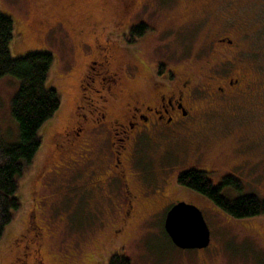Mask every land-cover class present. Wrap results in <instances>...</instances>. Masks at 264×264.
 <instances>
[{"label":"flooded vegetation","instance_id":"1","mask_svg":"<svg viewBox=\"0 0 264 264\" xmlns=\"http://www.w3.org/2000/svg\"><path fill=\"white\" fill-rule=\"evenodd\" d=\"M55 1L33 0L29 12L36 31H44V40L62 31L72 47L82 52L80 91L70 119L56 132L67 141L59 149L77 154L66 164L59 162L74 171V205H127L126 218L144 197L151 203L153 197L165 198L163 205L183 200L198 205L187 196L203 199V194L177 180L182 171L193 168L192 162L177 171L176 180L164 176L153 182L142 171L139 158L145 139L188 134L183 149L190 151L192 161L202 162V140L211 129L195 128L199 113L206 121L223 119L219 136L234 134L239 144L233 154L224 155L233 158L230 169L238 167L242 176L253 175L248 154L264 139V73L249 74L242 61L246 54L252 64L256 50L264 49V0H203L201 13L180 15L179 25L175 0H99L103 21L75 25L71 32L53 14ZM108 6L111 15L105 12ZM191 25L202 31L193 58L185 52L181 55L184 46L177 48ZM177 62L184 66L179 73ZM135 79L141 80L136 89L131 87ZM252 119L262 123L257 135L245 128ZM194 135L199 139H192ZM172 187L180 197L168 198ZM27 222L25 228L32 234L24 235L31 251L23 264H46L43 228L35 221V212Z\"/></svg>","mask_w":264,"mask_h":264},{"label":"rangeland","instance_id":"2","mask_svg":"<svg viewBox=\"0 0 264 264\" xmlns=\"http://www.w3.org/2000/svg\"><path fill=\"white\" fill-rule=\"evenodd\" d=\"M32 1L0 0V11L11 15L15 21L11 53L22 56L34 50L53 52L54 61L47 83L58 89L61 106L55 116L41 128L42 144L34 162L21 178L23 208L17 212L0 238V264H23L24 259H29L26 255L31 248L27 242L28 235L24 234L30 232L25 226L29 224L27 220L34 212L35 221L43 228L41 246L46 264H108L110 256L115 253L130 257L132 264H264V215L235 218L205 196L203 199H198L193 194L187 197L197 202L209 225L211 242L206 248L185 249L172 242L165 230L166 215L171 207L163 205L165 198L153 197L154 203H151L150 198L144 197L142 204L135 205L133 215L127 218L124 217L127 205L73 204L74 171L69 165L65 168L62 164H66L77 154L59 149L67 141L59 138L56 132L70 119L74 101L80 91L82 52L79 48L72 47L62 31H57L44 40V31H36L32 11L29 12ZM55 2L57 9L53 14L64 20L69 31L75 25L103 21L102 3L99 0ZM174 6V15L179 16L175 20L176 25H179L180 15L201 13L203 0H175ZM107 8L109 10L105 11L106 14L113 12L112 8ZM189 28L191 30L183 36V40L177 42V48L184 46V49L181 48V55L185 52L193 58L199 50L202 31L195 25ZM256 57L251 64L245 54V60L242 61L246 63L249 74L264 73L263 48L256 50ZM73 59V65L69 64ZM197 61L194 59L192 62ZM257 63L263 65H256ZM199 65L196 68H200ZM183 67L177 62L176 72H181ZM131 83V87L136 89L141 85V80L135 79ZM18 87L19 80L15 77H0V133L8 143H15L19 136L18 123L11 112V101ZM85 90L90 92L89 87ZM222 120L213 117L206 121V116L202 113L194 120L196 129H211L208 138L203 134V163L192 161L190 151L183 149L188 141L185 139L190 138L188 134L171 138L159 135L157 139L160 141L145 139L140 147L139 162L142 171L148 174L147 179L156 182L157 177L162 180L167 176L176 180L174 176L177 171L188 167L192 162L194 165L191 167L207 171L216 184L221 183L224 176L234 175L239 178L241 191L234 184H226L224 192L229 197L234 198L242 193L264 198V139L257 141L248 154L253 163L249 173L253 172V175L242 176L238 167L230 169L229 164L233 158L224 157L225 154H233V148L239 144L234 134L224 138L219 136L217 131L224 129L221 126L224 125ZM245 128L247 132L257 135L262 129V123L258 119H252ZM191 138L199 139V136ZM165 139L167 140L164 141ZM163 145H166V151H163ZM59 162L64 163L60 165ZM212 168L220 170H210ZM174 196L178 198L181 193L175 189L174 194L172 187L168 198H175Z\"/></svg>","mask_w":264,"mask_h":264},{"label":"trees","instance_id":"3","mask_svg":"<svg viewBox=\"0 0 264 264\" xmlns=\"http://www.w3.org/2000/svg\"><path fill=\"white\" fill-rule=\"evenodd\" d=\"M14 34L13 17L0 11V77L13 76L19 80L11 101V112L19 128L18 140L5 142L0 133V238L23 208L21 178L34 162L42 144L40 130L61 106L58 89L47 83L54 61L53 52L34 50L14 56L10 48ZM177 180L181 185L194 187L235 218L264 215V198L242 193L231 198L224 192L226 184H234L241 191L240 179L232 175L216 184L207 171L190 168L182 171ZM108 264H132V261L124 254L115 253Z\"/></svg>","mask_w":264,"mask_h":264},{"label":"water","instance_id":"4","mask_svg":"<svg viewBox=\"0 0 264 264\" xmlns=\"http://www.w3.org/2000/svg\"><path fill=\"white\" fill-rule=\"evenodd\" d=\"M165 230L180 248H206L211 242V231L202 209L184 200L168 210Z\"/></svg>","mask_w":264,"mask_h":264}]
</instances>
